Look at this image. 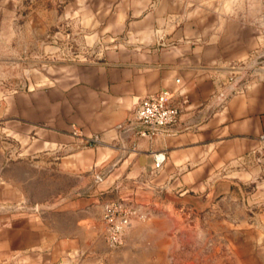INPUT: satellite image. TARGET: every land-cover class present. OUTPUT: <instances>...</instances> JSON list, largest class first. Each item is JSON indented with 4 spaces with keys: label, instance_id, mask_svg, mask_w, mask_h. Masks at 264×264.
I'll list each match as a JSON object with an SVG mask.
<instances>
[{
    "label": "crops",
    "instance_id": "obj_1",
    "mask_svg": "<svg viewBox=\"0 0 264 264\" xmlns=\"http://www.w3.org/2000/svg\"><path fill=\"white\" fill-rule=\"evenodd\" d=\"M224 2L36 1L23 26L32 46L60 31L95 59L57 66L54 83L23 99L18 115L42 127L40 150L60 153L57 165L74 184L51 211L0 226V262L72 264L82 256L81 264H95L120 251L128 259L140 241L129 233L134 220L123 245L109 248L101 222L107 201H130L140 215L169 212L163 195L210 198L229 192L225 178L246 174L233 168L263 147L264 68L257 65L255 14ZM161 90L171 93L177 121L140 137L134 111ZM93 136L99 143L86 144ZM158 152L165 160L154 169Z\"/></svg>",
    "mask_w": 264,
    "mask_h": 264
},
{
    "label": "rangeland",
    "instance_id": "obj_2",
    "mask_svg": "<svg viewBox=\"0 0 264 264\" xmlns=\"http://www.w3.org/2000/svg\"><path fill=\"white\" fill-rule=\"evenodd\" d=\"M36 1L0 0V226L5 228L8 218L59 206L74 184L57 165L62 155L40 150L37 132L42 127H30L18 115L25 95L54 83L57 66L95 59L92 49L79 50L77 41L60 31L32 46L23 26ZM224 1L225 9L255 14L257 65L264 68V0ZM233 169L246 174L225 178L229 192L221 190L210 198L163 195L171 211L156 208L133 219L129 233L140 241L129 247L130 258L120 251L95 264H264V145ZM142 253H148L143 260ZM0 264L23 263L17 259Z\"/></svg>",
    "mask_w": 264,
    "mask_h": 264
},
{
    "label": "built area",
    "instance_id": "obj_3",
    "mask_svg": "<svg viewBox=\"0 0 264 264\" xmlns=\"http://www.w3.org/2000/svg\"><path fill=\"white\" fill-rule=\"evenodd\" d=\"M172 95L167 90H161L155 95L142 99L133 114L134 124L142 126L138 132L140 137H153L157 133L171 129L177 121L179 109L171 102ZM259 141L264 145V135ZM86 144H98L99 137L93 136ZM153 168L159 169L165 160L163 153H153ZM140 216L132 202L120 199L107 201L102 207L101 222L104 227V237L111 247L121 246L124 235L131 221Z\"/></svg>",
    "mask_w": 264,
    "mask_h": 264
},
{
    "label": "water",
    "instance_id": "obj_4",
    "mask_svg": "<svg viewBox=\"0 0 264 264\" xmlns=\"http://www.w3.org/2000/svg\"><path fill=\"white\" fill-rule=\"evenodd\" d=\"M35 210H38V209H36V208H34Z\"/></svg>",
    "mask_w": 264,
    "mask_h": 264
}]
</instances>
